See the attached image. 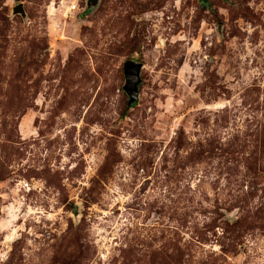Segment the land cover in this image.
Returning a JSON list of instances; mask_svg holds the SVG:
<instances>
[{
    "label": "rangeland",
    "instance_id": "1",
    "mask_svg": "<svg viewBox=\"0 0 264 264\" xmlns=\"http://www.w3.org/2000/svg\"><path fill=\"white\" fill-rule=\"evenodd\" d=\"M0 264H264V0H0Z\"/></svg>",
    "mask_w": 264,
    "mask_h": 264
},
{
    "label": "water",
    "instance_id": "2",
    "mask_svg": "<svg viewBox=\"0 0 264 264\" xmlns=\"http://www.w3.org/2000/svg\"><path fill=\"white\" fill-rule=\"evenodd\" d=\"M88 2L96 3L97 0H88ZM15 12L23 13L22 5L18 4L14 8ZM142 64L137 61L126 60L124 64L126 83L124 90L129 94L130 101H133L137 95V83L139 81V71Z\"/></svg>",
    "mask_w": 264,
    "mask_h": 264
}]
</instances>
